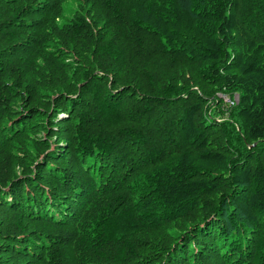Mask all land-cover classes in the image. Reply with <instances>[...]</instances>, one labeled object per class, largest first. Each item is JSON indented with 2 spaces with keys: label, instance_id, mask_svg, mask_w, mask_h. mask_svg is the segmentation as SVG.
I'll return each instance as SVG.
<instances>
[{
  "label": "trees",
  "instance_id": "obj_1",
  "mask_svg": "<svg viewBox=\"0 0 264 264\" xmlns=\"http://www.w3.org/2000/svg\"><path fill=\"white\" fill-rule=\"evenodd\" d=\"M0 264H264V0H0Z\"/></svg>",
  "mask_w": 264,
  "mask_h": 264
},
{
  "label": "built area",
  "instance_id": "obj_2",
  "mask_svg": "<svg viewBox=\"0 0 264 264\" xmlns=\"http://www.w3.org/2000/svg\"><path fill=\"white\" fill-rule=\"evenodd\" d=\"M218 97L223 100V108H228L229 106L237 103L238 101V95L233 94L232 96L225 94V93H218ZM213 112L216 110L215 107L211 109ZM209 117H211V114H209Z\"/></svg>",
  "mask_w": 264,
  "mask_h": 264
},
{
  "label": "rangeland",
  "instance_id": "obj_3",
  "mask_svg": "<svg viewBox=\"0 0 264 264\" xmlns=\"http://www.w3.org/2000/svg\"><path fill=\"white\" fill-rule=\"evenodd\" d=\"M209 114H211V117H209ZM207 117L209 120H213L216 123H221L223 120H226L227 114L221 115L217 110L214 112L210 109L207 111Z\"/></svg>",
  "mask_w": 264,
  "mask_h": 264
}]
</instances>
